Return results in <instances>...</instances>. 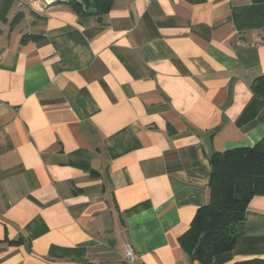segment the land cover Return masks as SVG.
<instances>
[{
    "label": "crops",
    "instance_id": "crops-1",
    "mask_svg": "<svg viewBox=\"0 0 264 264\" xmlns=\"http://www.w3.org/2000/svg\"><path fill=\"white\" fill-rule=\"evenodd\" d=\"M30 3L0 0V264L190 261L213 153L264 137V0ZM255 257L264 195L213 263Z\"/></svg>",
    "mask_w": 264,
    "mask_h": 264
},
{
    "label": "trees",
    "instance_id": "trees-1",
    "mask_svg": "<svg viewBox=\"0 0 264 264\" xmlns=\"http://www.w3.org/2000/svg\"><path fill=\"white\" fill-rule=\"evenodd\" d=\"M65 2L83 23L91 19L103 23L114 0ZM252 89L264 97V75L253 82ZM211 165L210 198L197 210L190 228L180 237L190 262L201 264H212L216 255L236 247L244 235L248 203L255 195H264V137L253 146L214 152ZM234 264H264V258Z\"/></svg>",
    "mask_w": 264,
    "mask_h": 264
},
{
    "label": "built area",
    "instance_id": "built-area-1",
    "mask_svg": "<svg viewBox=\"0 0 264 264\" xmlns=\"http://www.w3.org/2000/svg\"><path fill=\"white\" fill-rule=\"evenodd\" d=\"M40 0H30V4L32 6H36L37 2ZM262 43H264V39L261 40ZM139 257V253L135 249L132 243L128 242L125 245V251H124V260L126 264H135V261ZM176 264H201L199 262H190V261H178ZM215 264V263H212Z\"/></svg>",
    "mask_w": 264,
    "mask_h": 264
},
{
    "label": "water",
    "instance_id": "water-1",
    "mask_svg": "<svg viewBox=\"0 0 264 264\" xmlns=\"http://www.w3.org/2000/svg\"><path fill=\"white\" fill-rule=\"evenodd\" d=\"M58 1H66V0H58Z\"/></svg>",
    "mask_w": 264,
    "mask_h": 264
},
{
    "label": "bare ground",
    "instance_id": "bare-ground-1",
    "mask_svg": "<svg viewBox=\"0 0 264 264\" xmlns=\"http://www.w3.org/2000/svg\"><path fill=\"white\" fill-rule=\"evenodd\" d=\"M37 4V3H36ZM39 6V5H38Z\"/></svg>",
    "mask_w": 264,
    "mask_h": 264
}]
</instances>
